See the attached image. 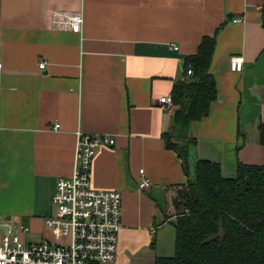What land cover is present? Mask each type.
Returning a JSON list of instances; mask_svg holds the SVG:
<instances>
[{
    "label": "crops",
    "instance_id": "crops-1",
    "mask_svg": "<svg viewBox=\"0 0 264 264\" xmlns=\"http://www.w3.org/2000/svg\"><path fill=\"white\" fill-rule=\"evenodd\" d=\"M55 10L82 11V32L52 29ZM263 18L264 0H0V225L23 219L37 240L53 239L42 221L54 214L57 179L71 174L76 131L109 134L114 144L97 148L91 169L93 188L122 195L108 264L172 257L173 200L194 163H218L224 178L237 163L264 164ZM205 35L216 40L218 98L190 124L186 176L164 146L175 105L163 110L158 99L171 96ZM233 56L244 59L240 72ZM140 169L149 187L138 188Z\"/></svg>",
    "mask_w": 264,
    "mask_h": 264
},
{
    "label": "trees",
    "instance_id": "trees-1",
    "mask_svg": "<svg viewBox=\"0 0 264 264\" xmlns=\"http://www.w3.org/2000/svg\"><path fill=\"white\" fill-rule=\"evenodd\" d=\"M215 43V36L201 37L195 53L185 57L183 77L171 91L175 110L164 146L177 153L186 176L196 144L190 124L206 118L218 98L210 72ZM188 67L191 75L186 74ZM258 132L264 146V123ZM173 202L174 255L156 258L154 264H264V164L237 163L235 176L224 178L218 163L198 160L192 178L180 185ZM219 221L223 236L205 243L218 232Z\"/></svg>",
    "mask_w": 264,
    "mask_h": 264
},
{
    "label": "built area",
    "instance_id": "built-area-1",
    "mask_svg": "<svg viewBox=\"0 0 264 264\" xmlns=\"http://www.w3.org/2000/svg\"><path fill=\"white\" fill-rule=\"evenodd\" d=\"M240 20L234 18L232 22ZM83 21L82 11L55 10L51 13L54 30L80 34ZM228 64L232 71L240 72L244 59L233 56ZM43 67L44 62L39 64V68ZM191 73L188 67L186 74ZM158 103L163 110L174 107L171 96L159 98ZM58 127L56 123L53 129ZM113 144L114 139L109 134L76 131L71 174L57 179L52 197L54 214L45 218V226L53 233V239L41 238L25 243L17 235V226L13 232L10 228L14 224L8 223V229L0 237V264H108L115 260L122 195L119 191L95 189L91 185L97 148ZM139 174L138 188L149 187L151 182L144 170L140 169ZM20 229L24 233L29 231L25 226Z\"/></svg>",
    "mask_w": 264,
    "mask_h": 264
},
{
    "label": "rangeland",
    "instance_id": "rangeland-1",
    "mask_svg": "<svg viewBox=\"0 0 264 264\" xmlns=\"http://www.w3.org/2000/svg\"><path fill=\"white\" fill-rule=\"evenodd\" d=\"M193 176V169L191 170V178ZM54 207V206H53ZM6 223H10L12 222L13 224H15L18 228V231H17V235L19 237V239L25 243H29V242H32V241H35L37 240L38 238V232L37 231H34L33 229H31L23 219H15V217H10V218H7L5 220ZM26 226L28 227L29 231L24 233L22 231V229H20L21 226ZM45 225V219L42 221V226L44 227ZM46 227V226H45ZM4 231L0 230V237L4 234L3 233ZM39 240V239H38Z\"/></svg>",
    "mask_w": 264,
    "mask_h": 264
},
{
    "label": "water",
    "instance_id": "water-1",
    "mask_svg": "<svg viewBox=\"0 0 264 264\" xmlns=\"http://www.w3.org/2000/svg\"><path fill=\"white\" fill-rule=\"evenodd\" d=\"M8 229V225H0V230L2 231H6ZM11 231L15 232L16 231V226H11L10 228ZM223 228H222V223L221 221H219V229H218V232L214 235H211L210 237H208L204 242L207 243V242H210L211 240L217 238V237H222L223 236Z\"/></svg>",
    "mask_w": 264,
    "mask_h": 264
}]
</instances>
